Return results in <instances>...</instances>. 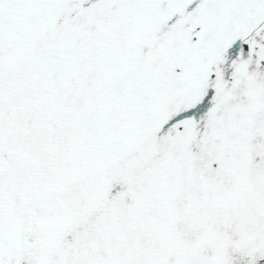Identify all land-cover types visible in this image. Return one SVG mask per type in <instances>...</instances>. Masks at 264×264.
<instances>
[{
  "label": "snow or ice",
  "instance_id": "obj_1",
  "mask_svg": "<svg viewBox=\"0 0 264 264\" xmlns=\"http://www.w3.org/2000/svg\"><path fill=\"white\" fill-rule=\"evenodd\" d=\"M0 264H264V0H0Z\"/></svg>",
  "mask_w": 264,
  "mask_h": 264
}]
</instances>
